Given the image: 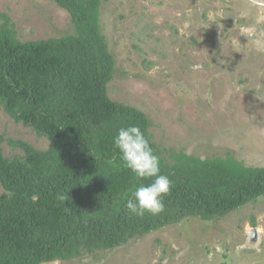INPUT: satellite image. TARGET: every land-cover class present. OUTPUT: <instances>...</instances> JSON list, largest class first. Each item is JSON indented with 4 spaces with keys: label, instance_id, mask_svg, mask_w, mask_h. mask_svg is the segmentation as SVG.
Here are the masks:
<instances>
[{
    "label": "trees",
    "instance_id": "obj_1",
    "mask_svg": "<svg viewBox=\"0 0 264 264\" xmlns=\"http://www.w3.org/2000/svg\"><path fill=\"white\" fill-rule=\"evenodd\" d=\"M49 1L69 13L73 33L21 40L0 11V106L48 140L42 150L7 139L21 153L6 156L0 133V264L95 254L189 217L219 218L264 195V166L162 147L146 113L110 98L115 61L99 21L102 0ZM130 125L145 133L172 182L157 216L137 218L125 207L139 182L113 137Z\"/></svg>",
    "mask_w": 264,
    "mask_h": 264
},
{
    "label": "rangeland",
    "instance_id": "obj_2",
    "mask_svg": "<svg viewBox=\"0 0 264 264\" xmlns=\"http://www.w3.org/2000/svg\"><path fill=\"white\" fill-rule=\"evenodd\" d=\"M0 11L21 40L74 32L49 0H0ZM99 21L115 61L107 93L146 113L155 142L264 166V0H102ZM0 133L6 156L21 153L7 139L48 146L1 106ZM42 264H264V195L213 220L189 217Z\"/></svg>",
    "mask_w": 264,
    "mask_h": 264
},
{
    "label": "clouds",
    "instance_id": "obj_3",
    "mask_svg": "<svg viewBox=\"0 0 264 264\" xmlns=\"http://www.w3.org/2000/svg\"><path fill=\"white\" fill-rule=\"evenodd\" d=\"M216 60L224 63L220 55L216 56ZM113 147L118 151L123 166L139 182L126 201L128 212L137 218L146 214H161L165 210L164 198L170 193L172 182L168 176L161 174L160 159L145 133L136 125L121 127L113 137ZM145 180L151 182L145 184L142 182Z\"/></svg>",
    "mask_w": 264,
    "mask_h": 264
},
{
    "label": "water",
    "instance_id": "obj_4",
    "mask_svg": "<svg viewBox=\"0 0 264 264\" xmlns=\"http://www.w3.org/2000/svg\"><path fill=\"white\" fill-rule=\"evenodd\" d=\"M252 233H253L252 236L255 238V235L257 234V233H256V228H255V227L252 228Z\"/></svg>",
    "mask_w": 264,
    "mask_h": 264
}]
</instances>
